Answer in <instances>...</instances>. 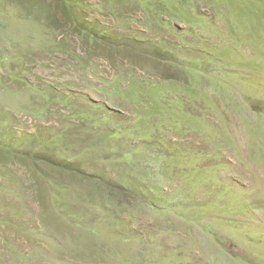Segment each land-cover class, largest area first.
Wrapping results in <instances>:
<instances>
[{
	"label": "rangeland",
	"instance_id": "rangeland-1",
	"mask_svg": "<svg viewBox=\"0 0 264 264\" xmlns=\"http://www.w3.org/2000/svg\"><path fill=\"white\" fill-rule=\"evenodd\" d=\"M67 1L0 0V264H264V0Z\"/></svg>",
	"mask_w": 264,
	"mask_h": 264
},
{
	"label": "trees",
	"instance_id": "trees-1",
	"mask_svg": "<svg viewBox=\"0 0 264 264\" xmlns=\"http://www.w3.org/2000/svg\"><path fill=\"white\" fill-rule=\"evenodd\" d=\"M65 6L68 4L69 1L67 0H63ZM65 8L66 10L69 9L68 6L66 7H63ZM67 17H68V20H69V23H70V27L72 30H76V31H79V37L82 38V40H85V41H92L93 39H95V37L93 35L91 36H88V32L85 31V29H82L80 26H79V23H78V20L75 19L74 15L71 13H68L67 14ZM94 41V40H93Z\"/></svg>",
	"mask_w": 264,
	"mask_h": 264
}]
</instances>
